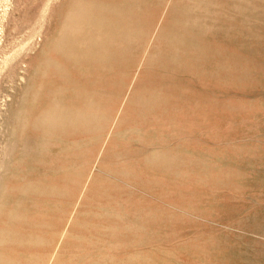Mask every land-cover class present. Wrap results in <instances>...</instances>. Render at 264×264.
<instances>
[{"label":"rangeland","instance_id":"obj_1","mask_svg":"<svg viewBox=\"0 0 264 264\" xmlns=\"http://www.w3.org/2000/svg\"><path fill=\"white\" fill-rule=\"evenodd\" d=\"M0 264H264V0H0Z\"/></svg>","mask_w":264,"mask_h":264},{"label":"bare ground","instance_id":"obj_2","mask_svg":"<svg viewBox=\"0 0 264 264\" xmlns=\"http://www.w3.org/2000/svg\"><path fill=\"white\" fill-rule=\"evenodd\" d=\"M64 236H65V235H64ZM58 249H59V248H58ZM53 258H54V257H53ZM53 258H52V259H53Z\"/></svg>","mask_w":264,"mask_h":264}]
</instances>
